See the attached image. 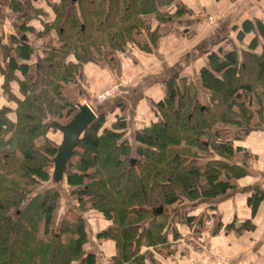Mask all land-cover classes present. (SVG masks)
<instances>
[{
    "label": "trees",
    "instance_id": "obj_1",
    "mask_svg": "<svg viewBox=\"0 0 264 264\" xmlns=\"http://www.w3.org/2000/svg\"><path fill=\"white\" fill-rule=\"evenodd\" d=\"M181 1L10 0L22 36L0 47V264H97L100 256L83 248L82 211L91 208L111 220L95 235L114 242L106 264H158L154 256L170 250L175 224L195 220L168 208L217 198L248 175L251 154L236 142L264 131V23L257 19L206 50L197 80L164 79L154 119L131 139L125 103L115 99L86 127L58 182L45 186L58 148L50 134L78 111L84 65L115 70L118 53L150 52L166 34L190 35L198 18L185 19L192 12ZM52 33L56 45L38 51L26 38ZM63 179L75 204L60 215ZM261 200L258 186L247 196L251 211ZM213 227L211 234L220 225Z\"/></svg>",
    "mask_w": 264,
    "mask_h": 264
},
{
    "label": "crops",
    "instance_id": "obj_2",
    "mask_svg": "<svg viewBox=\"0 0 264 264\" xmlns=\"http://www.w3.org/2000/svg\"><path fill=\"white\" fill-rule=\"evenodd\" d=\"M181 2L192 12V15L184 17L185 19L198 18L196 23L187 27L190 35L166 34L160 38L157 47L150 52L133 49L130 52L118 53L119 64L115 70L106 65L100 66L92 63L84 65V77L85 81L87 80V83L84 84L85 96H80L78 100L84 99L85 101L88 95L95 96V92L103 89L108 83L122 88L123 81H130L128 82L130 86L122 90L120 94L117 93L114 101L120 99L127 104L125 112L131 128L138 123L135 122L137 119L142 120L144 126L148 125L146 121H151L155 117L151 104L162 99L164 95L162 88L164 79L178 75L197 80V71L205 64L203 57L206 50L220 47L219 44L222 42L219 40L224 37L233 39L243 20L257 19L264 23V0H182ZM208 14L217 16V23L214 26H208ZM182 29L183 26H180V30ZM13 36H22V32L18 28V19L10 7V0H0V47L4 43L10 42ZM250 37L251 33H246L243 41ZM26 38L35 44L30 34H27ZM35 47L37 49V45ZM37 54L32 56L30 62L35 61ZM141 76L146 79L136 81ZM2 79L3 77L0 75V85L3 82ZM2 99L3 97L0 100ZM78 100L77 103L80 104ZM97 102L95 103L97 104ZM9 105L14 107L13 103ZM100 105L98 104L97 108L103 107ZM130 118L132 119L130 120ZM236 143L242 146L246 152H250L251 163L247 168L248 175L237 180L235 189L219 195L217 198L201 199L194 202L184 200L167 209L172 216L176 213H186L196 221L195 214L202 205H206L205 213H214L216 208L219 212V219L216 220L215 216L216 221L212 225L210 221L205 220L204 235L209 233V236L204 241L199 240L201 241L199 242L200 247H196L192 242H184L180 236L189 234L191 231L188 229L189 225L181 220L182 222L176 223L174 227L177 236L179 234L180 236H175V239L169 235L170 250L163 253L158 264H208L214 249L227 255L230 264H264V200H261L253 211L247 204V196L254 188L259 186L264 189V131L253 132ZM54 182H58V180L55 181L51 176V185ZM62 182L64 181L62 180ZM62 182L60 183L61 187L63 186ZM189 208L196 209L197 212H193ZM89 212L82 217L86 225L85 232L89 234V240L83 245V248L86 252L95 251L94 253L100 256V261L104 258L107 263L108 258L114 253V242L110 239L101 241L94 239V242L91 243V234L95 231L94 224L92 225L90 220L87 221L91 215ZM93 213L100 216L96 219L101 220L100 224H104L101 230L111 224L101 213L94 211ZM246 221L252 225L248 231H245L246 228L240 231L233 228L226 229V225L232 222L240 224L246 223ZM216 223L220 225V228L212 236L208 229ZM243 231L246 233V239L241 237ZM92 237L94 238V236Z\"/></svg>",
    "mask_w": 264,
    "mask_h": 264
},
{
    "label": "rangeland",
    "instance_id": "obj_3",
    "mask_svg": "<svg viewBox=\"0 0 264 264\" xmlns=\"http://www.w3.org/2000/svg\"><path fill=\"white\" fill-rule=\"evenodd\" d=\"M44 5V4H43ZM211 17V20L214 22V24H212L211 23V25H215L217 22V16L216 15H210V14H208V16H207V22H208V26L210 27V25H209V23H210V21H209V19H208V17ZM34 39V42H35V45H37V46H41V45H43V44H45V43H49L50 45H56V42H57V40H56V37H55V34L54 33H52L50 36H48L47 38H45V39H41V40H37V39H35L34 37L32 38V40ZM220 45H223V46H225V44H224V42H222V44H220ZM163 72V71H162ZM143 75V74H142ZM123 76H127V75H123ZM122 76V77H123ZM125 78V77H124ZM144 80V79H146V77L144 78L143 76H141V77H139V78H137L136 79V81H138V80ZM134 81V80H133ZM128 82H130V81H127V80H125V81H123L122 82V84H121V86H123L122 88H119V86L116 88V87H114V85H111L110 83H108L107 85H105L104 87H103V89H100L99 91H96L95 93H96V95L95 96H92L91 95V97L88 95L87 96V98L86 99H88V100H86L85 99V101H84V99H80L81 101H79L80 102V104L81 105H85V103H86V105H88L91 109H93L94 111H95V113L96 114H98V113H104V115L106 114V112L108 111L107 110V108H108V105H110L111 106V103H113L114 102V98H116V94L117 93H119L120 94V92L122 91V90H124L126 87L128 88V86H130V84L128 83ZM85 83H87V80L85 81ZM132 85V84H131ZM120 89V90H119ZM106 92H108L109 94L108 95H106V97L104 98V99H97V96H100V95H103V94H105ZM128 94V93H127ZM81 96H85V95H81ZM79 98V97H78ZM97 101H101V102H97ZM95 102H97V104L95 103ZM122 103L124 104L125 103V101L123 102L122 101ZM98 104H101L100 105V107L103 105V107L100 109L99 107L97 108V106H98ZM77 105H79L78 103L76 104V106ZM107 106V107H106ZM151 106L153 107V104H151ZM124 109H123V113L125 114V116H126V108H127V104L125 103L124 104ZM78 108V107H77ZM112 119H113V116L112 115H110V114H107L106 116H105V123L107 124V125H109V124H111L110 122L112 121ZM126 119H127V121L129 120L128 119V117H126ZM132 118H130V120H131ZM135 122H138L133 128H131L130 126V123H127V128H128V137H130V139L132 138V131H134L137 127H141L142 125H144L143 123H142V120H139V119H137ZM146 123H150V121H146ZM131 131V132H130ZM50 137L55 141V143H58V146H59V144H60V142H61V139H62V134H60V132L58 133V132H55V133H52V134H50ZM245 161V160H244ZM248 163H251V160L250 159H248ZM258 172V171H257ZM50 180H51V177H50V179H49V181H48V183H46L45 184V186H51L50 184ZM63 181L64 182H62L63 183V186L61 187V181H59V184H57L58 185V187L57 188H59V189H63V190H61V193H62V201H61V207H60V209H59V211H58V213L60 214H63L64 212H65V209L67 208V206L68 205H73V204H75V201H74V198L69 194V191H70V188H68L69 186H67L66 184H65V180L63 179ZM43 187H44V185H43ZM67 203V204H66ZM190 204V203H189ZM205 207H206V205H202L201 206V208H198V212H197V210L196 209H193L192 210V208H189V209H191L193 212H197L195 215V218H197L196 219V221H198L199 220V222H193V224H191L190 226H188L189 228L188 229H190V233L189 234H185V235H181L180 236V234L177 236V233H176V230H175V233H173V231H170L171 233H170V235H175V236H177V237H181L182 239H183V241L184 242H192L196 247H200L199 246V242H201V241H199V240H201L202 239V241H204L205 239H207V237L209 236V233H207V234H205L204 235V232H205V230H206V228L204 227L205 226V220H207V221H210L211 222V225L213 224V223H215V221L216 220H218L219 219V212H217L218 210H216V208H215V212L214 213H205ZM200 210V211H199ZM90 211V212H89ZM93 211L94 212H98V213H101L100 211H97V210H95L94 208H91V209H87V210H83L82 211V214L83 215H87V212H89V213H91V215L89 216L90 218H88V220H87V218H86V220L87 221H89L90 220V223L93 225V227H94V231L95 232H93V234H91V243H92V241L94 242V239L95 240H97L96 239V237H95V235L97 234V231H100L101 230V228L103 227V225L104 224H100V222H101V220L100 221H98L97 219H96V217H100V216H97L95 213H93ZM88 213V214H89ZM103 216H104V214L103 213H101ZM198 214V215H197ZM213 214H216V215H213ZM215 216H216V220H215ZM84 217V216H83ZM105 217V216H104ZM108 221H110L111 222V220H109L107 217H105ZM218 222V221H217ZM84 225H85V221H84ZM210 227V226H209ZM85 228H86V225H85ZM211 229H214V227L212 226V227H210L208 230H211ZM245 231H248V229H246ZM211 234V233H210ZM216 234V233H215ZM215 234H211L212 236L213 235H215ZM242 236V238L243 239H246V233H244V231H243V234H241ZM92 236H94V238L92 237ZM169 236V235H168ZM239 236V235H238ZM203 237V238H202ZM87 238H88V240H89V234H88V232H87ZM175 239H176V237H175ZM179 240V239H178ZM87 248H88V246H87ZM89 249V248H88ZM114 250H115V247H114ZM142 250H144V249H142ZM95 252V251H94ZM99 253V252H98ZM212 255V257H211V259L210 260H208L209 262H208V264H223V261H225V262H227V264H230L229 263V258H228V256L227 255H225L224 253H222L220 250H217V249H214V251H213V254H211ZM155 258H159V260H160V258H161V256L159 257L158 255H156L155 254V256H154ZM159 260H157V261H159ZM97 264H106V261H105V259L104 258H102V260L101 261H99V259H98V262H97Z\"/></svg>",
    "mask_w": 264,
    "mask_h": 264
},
{
    "label": "water",
    "instance_id": "obj_4",
    "mask_svg": "<svg viewBox=\"0 0 264 264\" xmlns=\"http://www.w3.org/2000/svg\"><path fill=\"white\" fill-rule=\"evenodd\" d=\"M95 118L96 113L88 105L79 104L78 111L71 120L58 126L62 139L54 158L55 169L52 177L55 181L61 178L66 162L72 155L78 139Z\"/></svg>",
    "mask_w": 264,
    "mask_h": 264
},
{
    "label": "built area",
    "instance_id": "obj_5",
    "mask_svg": "<svg viewBox=\"0 0 264 264\" xmlns=\"http://www.w3.org/2000/svg\"><path fill=\"white\" fill-rule=\"evenodd\" d=\"M208 19H209V21H210V23H209V25H211V23L212 24H214V22L211 20V17L209 16L208 17ZM212 26H214V25H212ZM114 87H118L117 85H114ZM109 93L108 92H106L105 94H103V95H100V96H97V99L99 100V99H104L105 97H106V95H108ZM86 104V103H85ZM223 264H227V262H225V261H223Z\"/></svg>",
    "mask_w": 264,
    "mask_h": 264
}]
</instances>
